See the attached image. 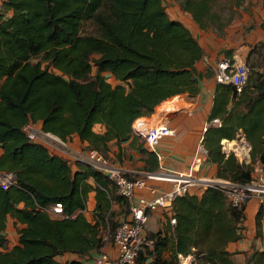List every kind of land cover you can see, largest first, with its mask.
<instances>
[{
    "label": "trees",
    "instance_id": "1",
    "mask_svg": "<svg viewBox=\"0 0 264 264\" xmlns=\"http://www.w3.org/2000/svg\"><path fill=\"white\" fill-rule=\"evenodd\" d=\"M245 1L177 3L201 30L221 31L231 20L221 22L222 10L229 6L232 15L233 7ZM163 3L6 0L0 6V172L12 173L15 180L7 190L0 188V230L7 215L24 225L18 245L0 253V264H81L55 258L99 251L104 236L111 243L118 225L111 205L118 203L126 213L128 201L106 176L30 142L24 127L38 124L63 141L75 136L87 144L85 149L117 164L107 156L109 144L128 141L136 119L178 94L194 96L202 78L195 65L203 50L182 23L169 18ZM88 21L94 31L90 34L83 31ZM240 105L245 113L238 111ZM263 114V72L251 71L240 93L217 84L208 121L219 118L221 126L208 128L202 141L207 161L217 165V179L243 185L253 180L256 157L264 165V138L252 142L247 136L249 164L239 163L232 153L226 156L220 145L222 139L234 140L238 129L247 133V127L264 125ZM96 125L102 132L93 130ZM72 167L78 170L72 173ZM88 180L95 187L94 223L81 214L93 189ZM54 203L67 218L55 219L43 211ZM244 206L232 208L217 185L200 196L176 197L171 204L175 223L168 232L149 235L153 244L139 253L136 263L152 258L148 264H180L179 255H191L193 264H234L225 246L239 239ZM263 215L260 208L257 225ZM4 241L0 236V247ZM244 264H264V252L253 250Z\"/></svg>",
    "mask_w": 264,
    "mask_h": 264
},
{
    "label": "crops",
    "instance_id": "2",
    "mask_svg": "<svg viewBox=\"0 0 264 264\" xmlns=\"http://www.w3.org/2000/svg\"><path fill=\"white\" fill-rule=\"evenodd\" d=\"M5 1L0 0V6ZM177 7L180 11L178 14L170 12V9H166L169 18L182 23L189 31L192 30V36L203 50L202 58L195 65L197 72L202 75L198 83V92L194 96L188 93H182L168 98L161 102L151 115L141 117L149 124H155L157 122L165 123L175 131L173 137H164L158 142L157 152L163 157L162 162L157 160L155 154L148 150L142 139L134 133L128 141L120 143L119 145L111 142L107 156L116 161L117 165L127 172V177L131 180L141 177L145 173L156 172L162 167L166 170H173L180 173H187L190 170L193 172L195 178L217 183L222 181L216 178L217 165L207 161V152L202 144L207 129L210 127L218 128L216 126H208V120L211 115L213 100L217 89V83L214 79L215 67L221 58L230 56L232 53H237L245 59L248 54L253 53L252 50L256 47L255 45L262 44L264 46V0H246L242 4L241 9L243 11H241V19L232 27H238L244 32V40L242 41L241 39V42L236 44V46L232 45L228 48L233 50V52L228 50L229 52L226 55L221 54V51H223V48L225 49L228 41L221 39L219 36L217 37L215 30L212 28L201 30L189 14L182 12L178 5ZM8 16L9 14H6V17ZM230 28V26L225 27L222 30L223 33H226ZM262 68L261 66H252L251 70L260 72ZM164 105L165 107L167 105L169 106L168 108H162ZM261 109L263 107H257L256 111ZM238 111L240 113L246 112L245 107L242 105L238 107ZM216 119L220 121L219 118ZM93 130L95 132H102V128L99 125H96ZM246 131L247 133L242 129H238L234 140L222 139L220 141L221 152L226 156L232 153L241 164L250 163L251 144L247 140V136L252 142L257 141L260 138H255L254 134L258 131L264 134V125H253V127H247ZM68 142L76 149H85L87 146L85 142H81L75 136ZM225 142L230 143L225 145ZM232 144H236L239 147V152L235 148L227 150L228 146H232ZM240 147H243L242 150L246 152L245 154H241ZM1 154L2 152L0 151V156ZM255 159L252 177L264 174V165L258 161L257 157ZM71 170L72 173H75L78 169L72 167ZM87 182L93 189L88 193L86 208L81 211V214L88 222L94 223L96 204L95 187L91 180ZM172 190L173 184L171 182L149 180L146 182L145 188L134 191L132 202L135 204L139 199L152 200L159 195L168 194ZM204 190L205 188L195 187L190 189L188 194L200 196ZM17 208H22V204L17 205ZM259 209V204L254 198L245 204L243 211L244 217L238 224L237 229L239 239L234 242H229L225 246V250L231 254L234 264H244L248 255L253 250L264 252V215L261 217L259 225L256 222ZM111 211L115 214L117 213L114 217L117 224L130 219L129 209L128 212L123 213L119 204L116 202L112 203ZM146 215L148 235L158 232H168V228L173 225L170 223L173 219L171 207L148 210ZM4 225V229L0 230V236L5 240L3 247H0V253L2 254L9 253L18 245V232L24 227V225L13 219L10 215L6 216ZM105 238L106 236L103 238L105 241L104 245L99 251H93L89 255L66 253L56 257L55 261L58 263L76 261L81 264H95V258L100 253L106 254L110 260H114L116 258V250ZM178 258L180 264H193V257L191 255L187 257L179 255ZM152 261L153 259L149 258L142 264H148Z\"/></svg>",
    "mask_w": 264,
    "mask_h": 264
},
{
    "label": "built area",
    "instance_id": "3",
    "mask_svg": "<svg viewBox=\"0 0 264 264\" xmlns=\"http://www.w3.org/2000/svg\"><path fill=\"white\" fill-rule=\"evenodd\" d=\"M261 72L264 73V67ZM249 68L245 60L237 53L221 58L215 67L214 79L217 84L230 85L237 93H240L247 84ZM220 126V121L214 119L208 126ZM132 132L142 139L148 150L153 152L158 161L162 162L163 157L157 152L158 142L164 137H173L175 131L167 124L157 122L149 124L143 118L136 119L132 124ZM27 139L35 144L46 148L50 153L63 158L72 165L84 166L99 172L116 187L117 195L126 199L129 203L128 221L117 225L111 245L116 250V258L110 260L104 253L98 254L95 264H135L139 253L152 246V240L147 233L148 210L171 207L172 201L179 196H183L195 187L207 188L217 185L223 191L228 204L232 208H240L252 198L256 199L259 207L264 209V174L253 177V180L246 184H235L227 181L211 182L209 180L198 179L189 170L187 173H180L173 170L160 168L153 173H145L141 177L129 179L127 172L112 163L101 153L92 149H76L68 141L43 132L38 124L29 123L24 127ZM167 181L173 184L172 192L159 195L152 200L139 199L133 203L134 191L143 189L147 181ZM15 184L12 173L0 172V188L7 190ZM55 219H65L62 206L59 203L50 204L43 210ZM171 224L175 220L170 221Z\"/></svg>",
    "mask_w": 264,
    "mask_h": 264
},
{
    "label": "rangeland",
    "instance_id": "4",
    "mask_svg": "<svg viewBox=\"0 0 264 264\" xmlns=\"http://www.w3.org/2000/svg\"><path fill=\"white\" fill-rule=\"evenodd\" d=\"M163 4H164L165 9H168V10L170 9L169 11L172 13L175 12L178 14L180 12L178 10V7H177V5H178L177 0H164ZM228 7L229 6H227L225 10H222V12L220 13V17H221L222 23L226 22L228 19H231L230 22L225 26V27L230 26L231 28L226 33L225 32L223 33L222 30H221L222 32H219V30L212 28L213 30H215V34H217V37L219 36L221 39H223V40L225 39L226 41H228V44L226 45L225 49L223 48V51H221V54L223 53V55H226L229 51L233 52V50H230L228 48H230L232 45L236 46V44L241 42V39H242V41L244 40V32L241 31L238 27H235V26L232 27L236 22H238V20L241 19V11H243V10L241 9V7H238V8L233 7L235 9L232 8L233 13L231 12L232 13V15H231L230 11H229L230 7L229 8ZM173 8H174V10H173ZM244 11H246V10H244ZM182 16L185 17L184 14H182ZM83 31L86 33H89V34L94 32L90 21H88L86 24H84ZM241 36H242V38H241ZM255 46H256L255 51L250 55L248 54L247 57H245V59H244L247 67L249 68V72L252 71L251 70L252 66L264 67V46L262 44H257ZM240 51L242 52V50H240ZM95 71L96 70L93 68V70H92L93 74L95 73ZM109 82L112 83L113 86H115L114 85V83H115L114 79L110 80ZM168 106L169 105H167V107H165V105H164L162 108H168ZM254 137L255 138H258V137L264 138V134L262 132L258 131L254 134ZM232 146L235 147V149H237L239 151V147H237L236 144H234V145L232 144ZM240 148L242 149L243 147H240ZM226 149H227V147H226ZM227 150H229V149H227ZM231 152H233V151H231Z\"/></svg>",
    "mask_w": 264,
    "mask_h": 264
},
{
    "label": "bare ground",
    "instance_id": "5",
    "mask_svg": "<svg viewBox=\"0 0 264 264\" xmlns=\"http://www.w3.org/2000/svg\"><path fill=\"white\" fill-rule=\"evenodd\" d=\"M167 119H168V118H167ZM234 148H235V147H233V146H229V147H228L229 150H232V149H234ZM236 151L239 152L237 149H236ZM240 152H241V154H245V153H246V152L243 151L242 149H241Z\"/></svg>",
    "mask_w": 264,
    "mask_h": 264
}]
</instances>
